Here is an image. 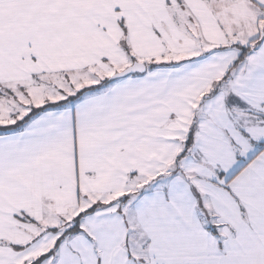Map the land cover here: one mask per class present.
<instances>
[{
	"label": "snow or ice",
	"instance_id": "6c2138e0",
	"mask_svg": "<svg viewBox=\"0 0 264 264\" xmlns=\"http://www.w3.org/2000/svg\"><path fill=\"white\" fill-rule=\"evenodd\" d=\"M0 264H264V0H0Z\"/></svg>",
	"mask_w": 264,
	"mask_h": 264
}]
</instances>
